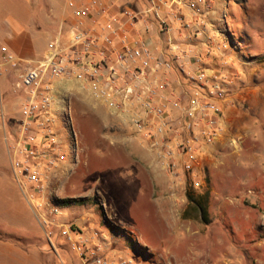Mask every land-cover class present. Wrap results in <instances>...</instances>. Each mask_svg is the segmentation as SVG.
<instances>
[{
    "label": "rangeland",
    "instance_id": "rangeland-1",
    "mask_svg": "<svg viewBox=\"0 0 264 264\" xmlns=\"http://www.w3.org/2000/svg\"><path fill=\"white\" fill-rule=\"evenodd\" d=\"M144 1L129 3L141 6ZM62 4L56 0L57 19ZM213 10L202 30L208 38L197 39L218 64L224 58L222 68L236 76L228 85L238 119L233 153L202 187L186 185L185 202L177 207L169 196L174 191L183 198L179 187L153 168L150 175L158 189L149 199L137 183L141 174L129 169L133 161L125 153L133 154V148L144 152L143 147L136 138L129 148L105 139L108 131L130 128L116 119L103 120L92 108L99 100L73 84V164L62 131L58 141L67 160L49 178L43 200L29 194L34 197L30 207L37 209L27 210L20 197H7L0 182V241L21 252H15L13 264H79L72 247L79 241L103 257L116 251L132 264H264V0H216ZM46 35L38 34L36 47L44 46ZM2 98L0 94V180L11 181L8 148L21 102L15 98L7 105ZM8 201L21 218H7ZM51 207L58 209L56 215ZM68 229L76 231L71 242L62 235Z\"/></svg>",
    "mask_w": 264,
    "mask_h": 264
},
{
    "label": "built area",
    "instance_id": "built-area-1",
    "mask_svg": "<svg viewBox=\"0 0 264 264\" xmlns=\"http://www.w3.org/2000/svg\"><path fill=\"white\" fill-rule=\"evenodd\" d=\"M119 2L117 25L111 26L110 10ZM66 6L74 20L67 36L51 41L40 60L26 63L0 48L9 68L18 70L14 89L21 96L8 148L15 184L25 195L44 199L49 178L67 160L58 141L62 131L69 141L66 147L73 164L75 137L69 89L73 90L74 84L103 101L111 116L132 126L169 178L194 189L202 187L206 175L195 171L200 166L199 155L225 130L221 104L230 98L227 81L236 76H217L198 69L176 92L158 80V74H170L173 62L185 58L186 51L167 38L168 59L159 60L148 36L155 22L168 32L164 28L167 20L178 24L189 20L202 32L204 17L214 12L211 0H145L141 6H132L129 0H87L82 5L66 0ZM91 12L105 19L98 31L86 27ZM51 213L56 215L58 209L51 207ZM42 224L46 227L48 222L43 220ZM70 234L76 231L62 232L71 242ZM72 247L79 264H114L86 242L72 243ZM115 264L132 262L120 259Z\"/></svg>",
    "mask_w": 264,
    "mask_h": 264
},
{
    "label": "crops",
    "instance_id": "crops-1",
    "mask_svg": "<svg viewBox=\"0 0 264 264\" xmlns=\"http://www.w3.org/2000/svg\"><path fill=\"white\" fill-rule=\"evenodd\" d=\"M74 1L82 5L86 3L87 0ZM215 2L216 0H211L213 5ZM119 5L120 2L110 10L111 19L109 24L111 26L117 25L114 21L119 18ZM55 7L56 0H0V48H6V55L26 63L40 60L47 52V45L51 41L57 37H60L62 40L66 38L67 32L74 21L70 9L66 6V0H63L61 16L58 19L53 14ZM168 14V11L164 12V16ZM209 16L210 15L204 17V20H207ZM105 23V19L95 12L89 13L86 17V27L91 30L98 31ZM164 28H167L168 32L163 31L158 23L155 22L153 31L148 36L154 45L156 57L159 60L168 59L169 49L167 38H170L176 46L184 49L187 54L185 58L173 62V71L170 74L167 75L163 72H159L158 74V80L167 82L172 90L176 92L181 91L182 87L184 88V86L188 84L187 76L192 75L198 69L205 70L217 76H224L228 72L230 75H233L231 70L225 71V69L222 68L223 65H227V61L222 55L221 57L223 60H220V64H218L219 61L217 59L210 57L209 53L203 50L201 45L206 41V38H208V31L205 34L200 32L195 24L193 22L190 23L189 20H185L184 24L175 22L170 23L167 20ZM41 32L47 33L45 36L46 41L43 47L40 46L38 48L35 46V41H37L38 34ZM130 33L131 35L134 34L132 31ZM197 37H204V42L199 41ZM197 60L199 61L197 62ZM22 67H24V65ZM179 69H181L183 73H180ZM17 74L18 70L10 69L5 55L0 52V94L3 97L2 100L4 104L6 102V104L9 105L15 98L18 102H21L20 93L18 92L17 94L13 86L14 84L12 85V81L13 79L16 80ZM231 79H233V77ZM231 82V80L227 81V84L229 85ZM69 95L71 96V94ZM221 107L224 114L225 130L217 137L212 146L205 149V153L199 155L200 166L195 169L197 173H204L208 178H210V176L212 177L215 171L219 170V165L223 164L224 160L233 153V150H231L232 152L230 151V149H232V144L230 145V143L233 142L234 130L238 126V119L236 118L237 112L236 109L232 107L231 99L222 103ZM92 108L100 111L103 120H108L109 118L112 120L116 119L122 123L123 126L127 127L128 125L130 128L128 131H108L105 133V139L117 142L120 147L129 148L136 143V138L140 143L139 145L143 147L144 152L141 150V152H135L136 148H133V150H131L133 154L127 150H125V153L128 159L133 161L130 162L132 165H128L129 169L138 171L141 174V183L140 181L137 183L143 185L146 197L151 199L154 194L153 192L158 189V185L152 180L150 174L153 168L160 169L154 155L148 151L147 142L144 141L140 135L136 134L132 126L125 120L111 116L103 101L92 104ZM10 113L11 112H9L8 115H11ZM136 156H138V158H136ZM10 175L11 181L0 180L2 184L1 189L3 188L2 191L9 194L7 197L12 198L17 196V199L20 197L18 201L19 204L23 205V203H25V208L27 210L33 208L37 209L35 205H31L32 208L30 207V197L25 195L15 184L12 178V172ZM166 177L169 178L167 174ZM170 180L172 179L170 178ZM173 181L172 185L176 183L175 185L179 187V192L183 194V189L185 187L184 183L176 182V180ZM26 191H29V186L26 187ZM169 199L172 203V207H177V204L181 205L185 202L184 194L183 198L178 199L177 193L174 191L170 193ZM8 202L9 204L7 203L6 207L9 205L11 211L10 214H7V218L13 219L18 216L21 218V212L19 215L14 214L11 202ZM177 215L179 216L180 214ZM35 223L37 224V222ZM38 226L41 229L39 223ZM15 252L19 253L20 250L9 242L0 241V264H13L14 261H12V257L15 255ZM104 256L114 264L117 260L123 259L117 256L116 251L104 254ZM151 264H154V262H151Z\"/></svg>",
    "mask_w": 264,
    "mask_h": 264
},
{
    "label": "trees",
    "instance_id": "trees-1",
    "mask_svg": "<svg viewBox=\"0 0 264 264\" xmlns=\"http://www.w3.org/2000/svg\"><path fill=\"white\" fill-rule=\"evenodd\" d=\"M134 4V3H133ZM133 6V5H132ZM187 199L190 201V202H192V198H191V196H187Z\"/></svg>",
    "mask_w": 264,
    "mask_h": 264
}]
</instances>
